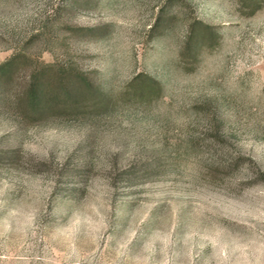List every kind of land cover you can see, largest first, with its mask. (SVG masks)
<instances>
[{
  "label": "rangeland",
  "instance_id": "obj_1",
  "mask_svg": "<svg viewBox=\"0 0 264 264\" xmlns=\"http://www.w3.org/2000/svg\"><path fill=\"white\" fill-rule=\"evenodd\" d=\"M3 61L0 264H264V0H0Z\"/></svg>",
  "mask_w": 264,
  "mask_h": 264
},
{
  "label": "trees",
  "instance_id": "obj_2",
  "mask_svg": "<svg viewBox=\"0 0 264 264\" xmlns=\"http://www.w3.org/2000/svg\"><path fill=\"white\" fill-rule=\"evenodd\" d=\"M9 61H3L0 63V76L7 77L10 74L9 70ZM38 76V75H37ZM36 74H33L32 80L25 92V100L23 101L24 109L23 112H31L35 113L40 111L44 108V106L47 104V102L38 94V80L36 82V79H38ZM56 83V90L53 93L52 101L58 102L61 101L62 103H69L72 102V94L68 90V86L72 83H78V85L85 86L86 88L89 86V82L87 79H85L81 74L74 73L72 77H67L66 80L59 79ZM81 86V87H82ZM89 88V87H88ZM58 89V90H57Z\"/></svg>",
  "mask_w": 264,
  "mask_h": 264
}]
</instances>
